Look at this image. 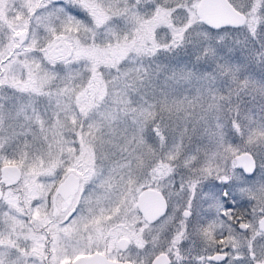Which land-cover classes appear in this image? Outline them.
<instances>
[{
    "label": "snow or ice",
    "instance_id": "6c2138e0",
    "mask_svg": "<svg viewBox=\"0 0 264 264\" xmlns=\"http://www.w3.org/2000/svg\"><path fill=\"white\" fill-rule=\"evenodd\" d=\"M0 264H264V0H0Z\"/></svg>",
    "mask_w": 264,
    "mask_h": 264
}]
</instances>
